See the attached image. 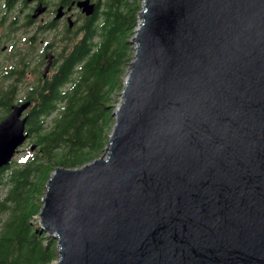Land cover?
<instances>
[{
	"label": "water",
	"instance_id": "water-1",
	"mask_svg": "<svg viewBox=\"0 0 264 264\" xmlns=\"http://www.w3.org/2000/svg\"><path fill=\"white\" fill-rule=\"evenodd\" d=\"M138 18L104 154L46 184L54 264H264V0H143ZM31 105L0 121V168Z\"/></svg>",
	"mask_w": 264,
	"mask_h": 264
},
{
	"label": "trees",
	"instance_id": "trees-1",
	"mask_svg": "<svg viewBox=\"0 0 264 264\" xmlns=\"http://www.w3.org/2000/svg\"><path fill=\"white\" fill-rule=\"evenodd\" d=\"M17 1H6L0 26L7 23ZM97 1L94 13L77 31L55 35L54 71L47 77L41 72L24 97L17 99L18 84L30 64L28 55L39 44V34L48 27H38L23 43L29 49L17 51L15 63L0 78V121L15 103L31 101L27 131L31 146L37 147L33 151L30 146L27 153L0 168V189H6L0 196V264H51L57 259L56 239L36 219L46 184L57 166H81L100 157L108 143L115 109L111 94L121 90L132 60L130 40L142 5L141 0ZM14 21L10 31L17 28ZM33 24L27 14L22 26L28 31ZM43 63L41 53L36 67Z\"/></svg>",
	"mask_w": 264,
	"mask_h": 264
},
{
	"label": "rangeland",
	"instance_id": "rangeland-1",
	"mask_svg": "<svg viewBox=\"0 0 264 264\" xmlns=\"http://www.w3.org/2000/svg\"><path fill=\"white\" fill-rule=\"evenodd\" d=\"M53 1H56V0H53ZM101 1L104 2L105 0H101ZM141 5H142V0H141ZM0 6H1V11H0V17H1L2 13H5V4L1 0H0ZM44 11H46V10H44ZM28 12H29V7H27V4H24L23 0H18L15 4L14 9L8 13L9 18H8L7 23L0 26V37L2 36L1 43H0V78L3 75V71H5L7 68H9L12 63H15L17 55H18L17 51H20V52L26 51L30 47L28 44L27 45L23 44L26 42V38L30 34L33 33V29H34L31 27L29 31H26V28L22 26V24L26 21V15L28 14ZM16 16H19V20H17ZM13 20L17 21V22L14 21L15 24L13 23V25H15V27H17V28L15 30L12 28L13 30L10 31L9 25L13 22ZM82 22H83V19H79V22L77 23V26L74 28V31H77V28L82 24ZM36 24H38V23H36ZM62 29H63V26L61 27L60 31H62ZM58 31L59 30H55V31L48 30V31L44 32L43 35L40 34V36H42V37L39 39V44L37 46H35L33 52H31L28 55L27 59H31V60L29 61L30 62L29 66L26 68V72L23 76V79L18 84L19 90H18L17 99L24 97L26 95L29 87L35 81H37L38 76L41 75V72L43 71V68L45 65L42 64L39 67L38 66L36 67V65H37V61L41 58L43 45H46L50 41L51 42L58 41V40L54 39L55 35L57 34L56 32H58ZM60 31L58 32L59 34L61 33ZM131 40H132V38H131ZM131 40H130V42H131ZM130 45L132 48V54L134 55L135 54V45L133 42H131ZM56 51L58 53L57 46H56ZM132 59H133V56H132ZM54 68H55V66L52 67L49 74H51L54 71ZM127 73L128 72L126 70L125 74L121 80V85H122L121 90L111 94V96L113 98V104L115 105L114 111L117 109L118 105L121 102L122 92H123V88H124V85L126 82ZM0 113H1V111H0ZM27 113H29V110ZM113 117H114L113 119H114V123H115L116 116L113 115ZM49 119L50 118H48V121H49ZM114 123L111 127L110 132H112V128L114 126ZM31 142H32V138H29L22 146H20L19 151L17 152L14 159H18L20 156L27 153L28 148L32 144ZM35 149H37V147ZM104 152H105V149L103 150L101 155H103ZM5 190L6 189H0V196H2L4 194ZM38 215L36 216V219L38 220L37 222H40ZM57 257H58V255H57ZM51 264H54V261Z\"/></svg>",
	"mask_w": 264,
	"mask_h": 264
},
{
	"label": "flooded vegetation",
	"instance_id": "flooded-vegetation-1",
	"mask_svg": "<svg viewBox=\"0 0 264 264\" xmlns=\"http://www.w3.org/2000/svg\"><path fill=\"white\" fill-rule=\"evenodd\" d=\"M1 1H3L4 4L6 5L7 0H1ZM80 1L82 0H56V1H53V0H23V3L27 4V7H29L28 14L30 15L31 20L34 23L33 26H31L32 28H34L32 34L34 35L38 27L42 25L48 27L47 31L51 29L53 31L55 30L60 31L61 27L63 26L62 31H60L61 33L66 32L67 29H74L77 26L79 19H83L84 21L86 18L85 12L83 11L82 8L79 7ZM91 3L97 4L98 1L91 0ZM44 7H46V11L41 12V10ZM60 8H63L62 10L63 15L60 18H58L57 16H58ZM5 10H6V6H5ZM57 43L58 41L54 42V45H50V47L47 46L48 43L46 45H43L42 53L44 54V63H43L44 65L47 64L46 55L49 52H52L55 55L54 56V66L57 63L56 61V56H58V53L56 51Z\"/></svg>",
	"mask_w": 264,
	"mask_h": 264
},
{
	"label": "bare ground",
	"instance_id": "bare-ground-1",
	"mask_svg": "<svg viewBox=\"0 0 264 264\" xmlns=\"http://www.w3.org/2000/svg\"><path fill=\"white\" fill-rule=\"evenodd\" d=\"M131 43V42H130ZM135 45V44H134ZM136 46V45H135ZM127 78H128V73H127V77H126V80H127ZM126 83V82H125Z\"/></svg>",
	"mask_w": 264,
	"mask_h": 264
}]
</instances>
